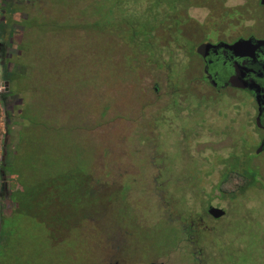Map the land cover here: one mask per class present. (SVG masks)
Segmentation results:
<instances>
[{
    "label": "rangeland",
    "instance_id": "1",
    "mask_svg": "<svg viewBox=\"0 0 264 264\" xmlns=\"http://www.w3.org/2000/svg\"><path fill=\"white\" fill-rule=\"evenodd\" d=\"M72 1L16 4L25 12L15 18L18 25L7 40L9 69L17 81H8L16 95L10 93L15 101L8 123L0 126V163L11 160L4 169L11 173L6 179L13 200L24 194L18 188L29 191L38 179L44 185L58 177V195L68 202L51 232L48 209V214L38 208L13 211L0 264H192L182 243L176 245L179 230L164 211L181 215L182 203L191 212L212 205L231 216L222 227L239 244V254L219 257L217 264L226 259L264 264V151L256 153L259 146L248 134L251 124L244 128L250 107L220 115L211 105L214 95L205 97L195 84L197 61L187 67L182 49L172 47L169 58L162 48L161 60L169 61L166 71L168 66L156 65L155 56L150 60L140 44L126 42L129 30L119 23L104 22L103 36L65 31L60 8ZM146 3L119 0V9L114 6L111 13L132 17ZM224 5L232 10L220 14L221 21L213 17L217 26L229 19L250 24L247 1L225 0ZM186 14L195 22L184 23L183 34L193 42L213 32L208 19L200 26L207 18L205 7L191 6ZM261 16L264 26L263 10ZM168 37L174 40L173 33ZM0 81L5 87L1 67ZM224 168H245L254 187L233 201L221 198L213 185ZM1 186L0 180L5 195ZM207 222L208 229L220 226ZM225 238L219 235L215 247Z\"/></svg>",
    "mask_w": 264,
    "mask_h": 264
},
{
    "label": "trees",
    "instance_id": "2",
    "mask_svg": "<svg viewBox=\"0 0 264 264\" xmlns=\"http://www.w3.org/2000/svg\"><path fill=\"white\" fill-rule=\"evenodd\" d=\"M118 1L119 0H88L86 2H77L76 0L77 4H74L73 1L71 2L72 4L66 2V4H63L60 8L64 13V19L60 20L64 26L63 29L65 31L83 29L92 32L94 35L103 36L105 26L102 25L104 22H107L109 19L111 22L110 24L112 25L119 23L118 25L120 28H127L129 30V34H127V39L129 40H126V42L131 46L140 44L139 50H146L150 56V60L155 56L154 62L156 65L161 67L166 64L168 66H165L167 68L166 71L169 69V61H162L160 54L163 52L162 48H165V52L170 58V55L173 52L172 49H170L172 44L177 48L183 49V52L188 55L189 60L186 66L195 67L192 51L193 41L183 34L184 23H191L193 25L195 22L186 14V10L189 7H205L208 10L207 18L200 24V26H203L208 19V24L212 27L217 23V20L221 21L225 18L224 16L220 17V14L224 12L228 13L232 10L224 5L225 0H147L146 6L139 15L125 17L116 13H111L114 6H116L117 10L119 9ZM245 1L248 2L247 6L254 8V0ZM29 2L30 0H20L16 3L12 0H0V37L2 33L10 35L11 31L15 29H12L11 27H17L19 22H16L15 18H20L21 14L25 12L17 10L18 5L16 4L21 3L23 5H28ZM44 3L45 0H42V4ZM80 4L82 5L78 6ZM48 8H52L51 4ZM48 8L46 9V12L48 11ZM109 10L110 15H108ZM171 13H173V15H170ZM24 15L25 14H23V16ZM176 15L177 19L174 24L173 18ZM213 17H216L217 20L215 21V18ZM167 20L171 23H167ZM159 23H163L162 28L158 27ZM24 29H26V27L23 26L22 30L25 31ZM169 33H173V41L169 39ZM156 41L164 44L156 47V44H154ZM167 41L171 42L166 44ZM3 43V46H7V48H4L2 54L0 53V67L2 69L3 79L17 81V74H14V71L9 69L10 67H13V63L10 61L8 55L9 43L7 41H4ZM82 48L84 47L82 46ZM5 56L7 59L4 58ZM13 88L10 92L15 94L13 93ZM0 104L3 109L4 123L6 126L9 120V111L12 109L10 106H7L2 102ZM9 162L0 163V180L4 184V186L1 187L5 192L7 191L5 195L0 192V258L4 256V253L8 248V233L11 234V231L9 229L8 232L7 229L11 226L13 211L24 210L25 213H28L29 211L35 213V208L40 209V212L42 210L46 212V209H48L49 214L46 212V214H48L47 218L49 219V222L50 220L53 221L51 222L53 225H48L47 231L51 232L54 230V225L58 224V221L60 220V207L63 203L66 204L68 202V199L61 201V198L58 195L60 187H57L58 184L56 181L60 184L58 177L47 179L44 185H42V180L38 179L34 182V185L30 187L29 191L27 190V186L18 188L19 190L21 189L23 191L22 194H24L22 198L13 200L9 193V190H12L7 183L8 179H6L7 177H11V173L10 171L8 173L4 169L6 164L9 165ZM253 185L254 183L252 182L251 175L247 173L245 168H224L219 179L213 185V189L219 193L221 198H227L230 201H233L239 196H243L247 190L254 187ZM73 187H75L76 190L78 189L76 185H73ZM16 192L19 191L16 190ZM208 203L209 201L206 202V204ZM177 210L181 212V215H174L173 212H168L167 208H165L164 211L167 212L166 215H168V218L171 217V219H169L171 221L170 223H172V220L174 219V227L179 230L180 237L177 239L178 243L176 245L182 243L186 254L191 258L192 264H217L215 261L217 258L219 259V257L231 258L239 254V244H233L232 239H230L231 237L222 227L224 222L229 224L230 221H228V219H231V216L229 215L226 217L224 216V214H226L225 211L223 214L224 217L221 216L220 218L213 219L206 214L205 206H202L198 212H191L190 205L188 206L187 204L182 203L181 209ZM71 216L72 214H66L67 218H71ZM163 216H165V213H163ZM180 216L184 218L181 220ZM208 220L219 222L220 226L208 229ZM36 226L37 228L42 226V219L36 223ZM219 235H224V237L227 238V241L221 243V246L219 245L215 247L214 241L217 240ZM226 261L227 262H222V264H233L229 259H226ZM0 262L2 261L0 260Z\"/></svg>",
    "mask_w": 264,
    "mask_h": 264
},
{
    "label": "flooded vegetation",
    "instance_id": "3",
    "mask_svg": "<svg viewBox=\"0 0 264 264\" xmlns=\"http://www.w3.org/2000/svg\"><path fill=\"white\" fill-rule=\"evenodd\" d=\"M12 1L16 3L20 0ZM254 4V8L249 10L251 12L248 26H240L236 19L235 21L229 19L227 21L229 23L227 24L225 21V25L222 26H217L218 23H215L214 27H212V33L205 37L197 38L192 43V51L193 60L198 62L195 67L198 71L194 76L195 84L201 87L205 97L214 95L211 105L217 106L215 108L220 115L226 116L225 114H228L229 109L232 114H235L239 107H250L249 114L244 116L247 117L244 122V128L248 125L246 123L251 124L252 130L248 131V134L252 136L254 142H257V146H259L256 153H260L264 151V26H262L261 18V11H264V5H261L259 0H254ZM8 36L10 37V35L2 33L0 37L1 54L4 48H7V46H3V42L8 40ZM237 39L249 40V44L237 54L222 45L224 43L230 45ZM201 43H209L211 45L220 43V45L208 47L204 52V56L201 57L195 53V48ZM172 47L177 48L173 44L170 49ZM184 54L188 58L185 52ZM6 82L7 87L0 91V101L2 100L3 104L10 106V102L15 101V99L10 95L11 88L8 80L4 81V83ZM157 90V85H154L153 91L157 92ZM168 95L170 96L169 91ZM170 106L174 108L175 99L170 102ZM228 119L229 124H231L237 118L233 116Z\"/></svg>",
    "mask_w": 264,
    "mask_h": 264
},
{
    "label": "water",
    "instance_id": "4",
    "mask_svg": "<svg viewBox=\"0 0 264 264\" xmlns=\"http://www.w3.org/2000/svg\"><path fill=\"white\" fill-rule=\"evenodd\" d=\"M259 3L261 5H264V0H259ZM263 42V41H260ZM247 44H249V40H243V39H237L236 41H234L232 44L227 45V44H222L223 46L228 47L229 49H231L233 51V53L237 54L238 52H240ZM220 43L215 44V45H211L209 43H201L199 44L196 48H195V53L198 54L199 56L203 57L204 56V52L205 50L210 47H217L219 46ZM205 212L208 216H210L213 219H217L220 218L221 216H223L224 214V210L220 207L217 206H212V205H207L205 208ZM114 264V263H111Z\"/></svg>",
    "mask_w": 264,
    "mask_h": 264
},
{
    "label": "built area",
    "instance_id": "5",
    "mask_svg": "<svg viewBox=\"0 0 264 264\" xmlns=\"http://www.w3.org/2000/svg\"><path fill=\"white\" fill-rule=\"evenodd\" d=\"M4 85L2 84V81H0V91L3 89ZM4 123V113H0V126H2Z\"/></svg>",
    "mask_w": 264,
    "mask_h": 264
},
{
    "label": "clouds",
    "instance_id": "6",
    "mask_svg": "<svg viewBox=\"0 0 264 264\" xmlns=\"http://www.w3.org/2000/svg\"><path fill=\"white\" fill-rule=\"evenodd\" d=\"M6 84H7V82L5 83V87H6Z\"/></svg>",
    "mask_w": 264,
    "mask_h": 264
}]
</instances>
